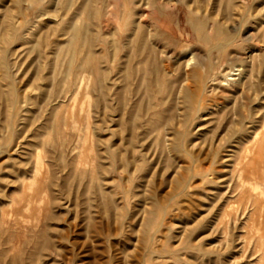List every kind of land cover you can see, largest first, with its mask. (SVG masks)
<instances>
[{
  "label": "rangeland",
  "instance_id": "1",
  "mask_svg": "<svg viewBox=\"0 0 264 264\" xmlns=\"http://www.w3.org/2000/svg\"><path fill=\"white\" fill-rule=\"evenodd\" d=\"M133 1L138 5L134 20L139 21L144 1ZM221 1L211 0L207 13L202 14L218 17L226 32L236 35L231 49L211 56L216 65L212 76L220 81L230 70L232 86L223 80L213 90L217 80L211 81V86L200 93V100L195 103L165 87L172 84L171 72L185 67L191 56L188 46L201 55L206 48L198 42L191 24V16H199L192 12L194 0H156L149 18L152 26L143 29L146 36L152 30V40L148 38V41L163 68L168 67L161 85L159 82L158 86L154 85L160 92L154 93L149 104L154 113L148 116L150 120L146 119L153 121L150 136L147 138L142 125L139 137L130 139L131 122L126 116L122 119L117 110L119 101L126 103L131 98V106L138 101L146 103L147 78H137L141 89L133 94L124 87L126 82L119 72L127 56L117 55L113 61L114 58L106 55L101 66L110 69L102 82L111 90L108 103L102 101L95 77L89 84L93 155L89 152V138L88 142H79L83 132L78 127L64 132L71 146L66 150L59 146L61 131L54 128L51 132L46 117L55 110L59 118L63 117L67 98L61 93L56 101L50 102L47 81L39 82L41 89L35 83L36 69L43 59L34 57L35 53L30 51L33 36L30 38L28 33L43 34L56 26L55 18L39 16L38 9L19 18L25 20L26 27L18 29L20 38L10 45L11 79L8 74L5 81H0V91L6 93L12 80L17 96L10 127L0 124V264H264V235L261 238L257 227L261 222L264 224V206L257 210H252V204L247 207L246 170L247 142L253 136V126H259L255 112L259 109L264 112V0L251 1L254 5L244 13V18L242 12L233 10L227 22L221 15L215 16V8L224 5L225 0ZM232 1L237 4L243 0ZM9 5L13 6L11 0L0 2V22L11 9ZM257 12L260 14L256 16ZM113 25L117 34L124 33V20ZM59 38L65 43L64 37ZM55 46L44 49L45 60L53 58ZM95 50L101 56L103 52H111L104 44ZM171 53L175 54L172 58L168 57ZM146 65H141L142 69ZM251 70H254L252 74ZM248 81L258 93L257 97L250 93L253 112L250 119L254 120L250 122L247 111L240 107L247 104ZM4 106L0 102L2 121ZM108 106L113 109L105 108ZM75 112L81 126L84 116L78 108ZM146 120L139 122L145 124ZM163 121H166L164 127ZM172 143L175 145L171 149ZM77 145L81 147L73 150ZM132 146L137 149L136 154ZM38 151L43 153L45 167L41 172L44 173L40 172L30 187ZM84 152L89 162L86 166L78 161L85 158ZM263 161L264 153L260 152L249 168H259ZM235 164H239L238 168ZM241 168L244 169L240 172ZM263 174L257 173L262 183ZM246 243L250 249L245 247Z\"/></svg>",
  "mask_w": 264,
  "mask_h": 264
},
{
  "label": "bare ground",
  "instance_id": "2",
  "mask_svg": "<svg viewBox=\"0 0 264 264\" xmlns=\"http://www.w3.org/2000/svg\"><path fill=\"white\" fill-rule=\"evenodd\" d=\"M128 1L129 2L126 3L125 0H11L13 6L11 7L9 5L11 7V9L5 12V14H4L5 19L0 22V81H2V80L5 81L6 77H8L10 75V73H8V72L11 69V66H12L11 64L13 63V62H10V59H9V57L11 56L10 55V53H11L10 45L12 43L16 42V40H18L20 38L19 33H18L19 32L18 29L25 26V24H26L24 19L20 20L19 18L23 17L24 15L31 13V11L36 10V9H38V11H40L39 16L41 15L43 17L45 15H49V16H52L55 18V20L57 22L55 27H52V29L47 30L43 34L38 33L39 35L38 34L34 35L33 33H28L29 34L28 36H30V38L33 36V40L31 41L33 44H32L30 51L35 53L34 57H39V59H41V58L43 59V64L42 65L40 64V66L37 67V69H36L35 83L38 85V89H41V87H43L42 84L41 85L39 84V82L47 81V83L50 85V90L47 92L48 97L50 96V98L52 99L50 102H53L54 100L56 101V99L61 96V93L64 94V99L66 100V98H67V101H68V104L66 106H64L65 110H64V115L62 114L63 117L59 118L58 114H57L58 111H56V110L50 112L49 111L50 108H49V110L47 109V111H49L47 117H46V113H45L46 120L48 119L47 121L45 120L48 124V129L51 132L54 130V128H57L59 131H61L60 132L61 134L58 133V135L60 134L62 136V138H60V141H59V146L61 148H64L65 150L67 149L66 147H69V144L71 146V143H67V139H66L67 135L64 133L65 130H68V129L74 130L78 127L77 129L83 132V134L79 136V142H84V143L88 142L87 138H89L90 142H91L90 143L91 149L89 148L90 149L89 152L91 151L94 154L93 132L91 130V115H90V110H91L90 108L92 105L91 104L92 92L89 89L90 88L89 84H90V80L92 79V77H95L96 78V84L98 87L97 89H99L100 94H101L100 96L102 97V98L101 97L100 98L102 99L103 102L108 103L107 102L108 101L107 96L109 94V91H111V90L109 89V87H107L108 85L107 86H106V84H105V86H104V84L102 85V82L105 79H107V77L109 76V70L110 69L108 68L109 69L108 70V69L102 68V66H101V64L103 62L101 59H103L106 55L108 57H110V59L114 58L113 61H115L117 55L124 54L127 56V59H125L126 63L120 69L119 72H120V75H122L123 79L126 82L124 87L129 89V91L132 92L133 94H136L139 91V89H141V84L139 85L136 83L137 78L138 77L140 78V76H142V79L147 78L146 83H145L146 85H144V92H147L146 94H148V98L146 99V103L141 104L139 101L138 102L135 101L137 103H135L134 106H131L130 102H133V101H131L132 98L131 99L129 98L130 101H127L126 103L123 101L122 102L119 101L120 105H119L117 110L122 115V119H124L125 118L124 116H126L127 117L126 119H128L131 122V125L129 127V132L131 135L130 139H132V138L136 139L137 137H139V131H140L142 125H144V127H145V134H147V138H149V136H150V133L152 131V129H150V128L153 127V121L151 120V122H149L146 120V119L150 120V117H148V116L150 115V113L152 111V110H150L151 105H149V104L151 101V97L154 95V93L160 92V91H156L154 89V85L158 86L157 82H159L160 83L159 85H161L160 80L163 81V78L165 77V75H167L166 71H167L168 66L163 68V65L157 59L158 58L157 54H155V51L153 50L152 46L150 45V43L148 41V38H149V40H152V36H153L152 30H150V31L148 30V34H147L148 36H146V31L143 29V28L152 26V24L149 23V18L151 17L153 5H154V2L156 0H143L144 2L141 5L142 11L140 13V18L137 17L139 19V21L134 20V16L137 14L135 12V8L138 7V5H136V3L133 0H128ZM251 1H254V0H243L240 3L238 2L239 4L238 3L234 4V2L232 0H225L223 2L224 5L221 4L222 6L221 5L218 6V9L215 8L216 6L214 4V6H215L214 8L216 11L215 16L219 15V17H220V15H221L222 18L225 19V22H227L228 20H230L231 14L232 13L234 14V12H236V10H237V11L242 12V14H243L242 18H244V13L247 12L248 10H250L254 5V4H252ZM0 2H2V0H0ZM249 2H251V3H249ZM139 3H140V1H139ZM193 4H194V6L192 8V12H194L195 14H198L199 16L198 17L191 16V20H192L191 24L196 31L198 42L205 46L206 52L205 53L203 52L204 55H201L202 53L200 54L199 52L194 51V49L192 47L188 46V50H190L189 53L191 54V56L189 59L186 60L185 67L183 66L180 70H178L176 72H173V73L171 72L170 76H172L173 78L170 79V81L172 84L165 86L167 89H169L170 92L177 93L179 95V97H182L184 100L189 101L191 103L199 102L200 93L203 92L204 90H207L211 86L210 82L211 81L215 82L216 80L217 81L219 80L217 76H215V75L212 76L215 72L216 65H215V62L213 61V58L211 56H213V54L218 56L220 53H225L226 51L231 49L234 42L237 40L236 35L228 34L229 31L226 32V30H225L226 28H225L224 23L217 21L216 18H218V17L213 18V16H211V14H208V15L205 13L202 14L203 11L207 13V9H208L209 5L212 4L211 0H194ZM219 4H220V2H219ZM45 5H47L48 7L43 8V7H45ZM158 6H160V5H158ZM233 10H235V11L233 12ZM17 13L19 14V16L17 15ZM257 14H260V12H257L256 16H257ZM239 16H241V15H239ZM41 20L42 19L40 18V21ZM118 20H124L125 26H126L124 31H123L124 33H122L120 35L117 34L116 30H114V25H113L114 22L118 21ZM42 25H44V24H42ZM47 25H48V23H47ZM38 26L39 25H37L36 28H38ZM262 26H263V24L261 25V27ZM165 27H167V26H164V28ZM256 29H257V27H256ZM259 29H262V28H259ZM259 29H258V31H260ZM28 30H29V28H28ZM261 31H260V33H261ZM257 32L255 34H259ZM109 36H110V40L107 39ZM262 36L264 37V35H262ZM59 37H64L65 43H62L61 41H59L61 39ZM253 38H254V36H253ZM259 39H260V36H259ZM263 40H264V38H263ZM53 44L54 45L56 44L55 49H54V56L51 60L48 59V61H47V60H45L44 49L45 48L47 49L48 46L53 45ZM101 44L107 45L108 49L111 50V52L109 51L110 53H106V52H103V50H102V52H103L102 56L100 54H97L95 47H97L98 45H101ZM256 44L258 45L259 43H256ZM261 49H262V46H261ZM164 52H166V51L164 50ZM260 52H261V50H260ZM158 54H159V52H158ZM174 55H173V53H171L170 55H168V57L172 58ZM222 55H224V54H222ZM123 57H125V56H123ZM143 64H147L146 67H144L145 69L144 68L142 69L141 65H143ZM14 65H15V62H14ZM222 65H224V64H222ZM262 65H263V63H262ZM262 65H261V69H262ZM42 69L43 70L45 69L44 71H46L48 74H44L46 72H43ZM40 71L43 72V75H39ZM252 71H254V70H251V74H252ZM226 72H227V69H226ZM33 74H35V73H33ZM231 74H233V73H230V70H229V73L228 72H227V74L225 73L224 79H221L220 81H218V82L216 81L215 83H213V84H216V87H213V90H215L217 88V85L221 86L222 85L221 83L223 80H226L227 81L226 84H229L230 86H232V84H233L231 82L232 78L228 77ZM249 77H251V76H249ZM10 79H11V75H10ZM33 80H34V77H33ZM175 82H178L179 85L175 86ZM248 82H247V104L245 103V104L241 105L240 107H241L242 111H247V119H248V122H250V121H254L253 119L252 120L250 119L251 113L253 115V112L251 111V106H250V103L252 100V96L250 95V93L254 94L255 95L254 97H257L258 93H257V88L253 89L252 84H250V82L249 83ZM28 83H30V82H28ZM165 83L166 82H164V84ZM248 85H250V86H248ZM9 86H10V90L8 92L2 93V91H0V102H1V104L5 103V106L1 109V115H3L2 116L3 121L0 120V124L1 125L5 124L6 128L10 127V123H11V119H12V108L14 107L13 106L14 103L17 101V96H16L15 89H14L15 85L12 82V80H11V83H9ZM31 88H33V86ZM162 89H163V87H162ZM167 97H168V95H167ZM176 98L178 99V96ZM176 98H174V99L176 100ZM119 100H121V99H119ZM166 103H167V101L163 102V104H166ZM48 105H49V103H48ZM49 107H51V106H49ZM57 108H59V107H57ZM76 108H78L79 114L84 116L83 117L84 122L82 123L81 126H78L79 123L77 124L78 121L76 119V112H75ZM105 108H110V110L113 109L112 106H108ZM152 113H151V115H152ZM106 114L107 113H105V115ZM155 114H157V112ZM159 114L160 113H158L157 115L160 116ZM153 115H154V113H153ZM43 117H44V115H43ZM255 117H257V119H258L259 126H256V127L253 126V129H252L253 130V136L251 139L249 138V140L247 142L248 144H247V162H246L247 163V169H246L247 170V188H248L247 204L249 203L248 204L249 206H247V207L249 208L250 204H252V206H253L252 210H257L258 207L264 206V183H262L259 180L260 178H258L259 174L262 175L264 173V161L262 163L259 162V163H261V164H259L260 166L258 165L259 168H256V167H253V168L251 167V169L249 168L251 166V164L253 163V160L257 156H259V153L260 152L264 153V112H262L261 109L256 110ZM165 118H167V117H165ZM259 118H260V120H259ZM39 119H40V117H39ZM141 120H143V121L146 120V123L142 124L141 122H139ZM162 120H163V118H162ZM158 121L159 120H157V122ZM130 122L128 124H130ZM165 123H166V121L165 122L163 121V123H162L163 127H164ZM177 123H179V122H177ZM41 125H42V122H41ZM158 125H160V124L158 123ZM140 135H142V134H140ZM154 138H152V139H154ZM142 142H143V140H142ZM190 144H191V142H190ZM173 145H175V144L174 143L171 144V149H172ZM176 146H178V144ZM80 147H81V145H77V146L73 147V150L76 148L79 149ZM132 148H133L132 151H135V154H136L137 149L134 148L133 146H132ZM169 150H170V147H169ZM80 151H83V150H80ZM84 153H85V158L79 159V160L77 159V160L80 161V163H82L84 166H86L89 164V162L86 159L87 153L86 152H84ZM90 153H88V154L90 155ZM42 154H43L42 152L38 151V154L36 157L35 168H34V179L32 180V182L30 184L28 183L30 187H32L35 184L36 178L39 176L40 172L45 167V161H44ZM78 154H80V153H78ZM82 155H84L83 152H82ZM92 157L93 158H91V159H94V156H92ZM260 160H262V156H261ZM238 165H236L237 168H238ZM256 165H257V163H256ZM135 166L137 167V165H135ZM135 166H134V169H135ZM67 167H70V164H68ZM241 167H243V165ZM243 169L241 168L240 172H241V170L243 171ZM237 173H239V171ZM257 173H258V175H257ZM248 174L251 176H249ZM238 175H240V174H238ZM263 176H264V174H263ZM237 177H239V176H237ZM235 179H236V177H235ZM261 179H262V176H261ZM26 186L27 185H25L24 187H26ZM25 189H27V187ZM28 190H30V189H28ZM237 211L238 210H236V214L238 213ZM251 212H253V211H251ZM225 213L227 214L228 212H225ZM254 215H256V214H254ZM228 216H230V214ZM250 216H252V214ZM248 217H247V219H248ZM260 218H262V217H260ZM263 218H264V216H263ZM227 224L228 223H226V226H227ZM249 225H251V224H249ZM263 225H264L263 222H261L260 225L257 226L258 230L261 231V233H259L261 238H263L262 235H264V226ZM255 229H256V227H255ZM255 229H254V231H255ZM248 231H247V233H248ZM255 235L257 237V234H255ZM253 242H254V240H253ZM249 245H251V242ZM245 247H248V249H250L248 244ZM254 250H256V249H254ZM253 252L255 253V251H253Z\"/></svg>",
  "mask_w": 264,
  "mask_h": 264
}]
</instances>
